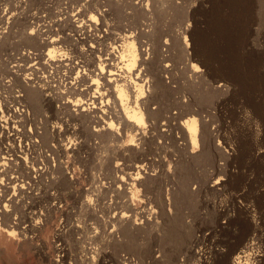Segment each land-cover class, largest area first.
<instances>
[{"label": "rangeland", "instance_id": "obj_1", "mask_svg": "<svg viewBox=\"0 0 264 264\" xmlns=\"http://www.w3.org/2000/svg\"><path fill=\"white\" fill-rule=\"evenodd\" d=\"M139 1L0 0V105L29 80L49 99L37 111L25 102L28 120L0 122V231L17 239L0 237V264H230L242 250V264H264V0ZM92 14L106 35L98 45L77 26ZM28 21L68 39L70 68H27L39 59L25 54L40 52ZM128 32L144 43L137 69L99 78L77 66L92 42L110 61ZM94 78L104 95L88 88ZM135 81L150 100L139 105L143 142L116 90L135 108ZM191 116L195 146L182 124ZM13 141L35 143L36 163H19ZM149 158L152 174L133 184Z\"/></svg>", "mask_w": 264, "mask_h": 264}, {"label": "bare ground", "instance_id": "obj_2", "mask_svg": "<svg viewBox=\"0 0 264 264\" xmlns=\"http://www.w3.org/2000/svg\"><path fill=\"white\" fill-rule=\"evenodd\" d=\"M95 1V0H94ZM109 1H111V0H109ZM113 1V0H112ZM140 3H138L139 5H137L138 7H140L141 8V6H142V4H143V2L140 0L139 1ZM142 2V3H141ZM89 3V2H88ZM92 3V2H91ZM99 3V2H98ZM101 3V2H100ZM115 5L116 4H119V1H117V2H113ZM112 3V4H113ZM91 5V4H90ZM95 7V6H94ZM79 10L80 11H82V9L81 8H79ZM79 11V12H80ZM85 11V10H84ZM83 11V12H84ZM68 12V11H67ZM61 13V12H60ZM76 13V12H75ZM81 13V14H80ZM79 14L80 15H83L82 14V12H80ZM67 14V13H66ZM77 14H78V12H77ZM90 16V15H89ZM88 16V17H89ZM75 18V17H74ZM80 20H81V18H79ZM78 18H76V19H74V20H76L77 22H79L80 20H79ZM85 19V18H84ZM83 19V20H84ZM40 20V19H39ZM71 20V19H70ZM69 20V21H70ZM63 21V20H62ZM39 22V21H38ZM41 22V21H40ZM28 24V26L30 25V28H31V30H30V34H32V35H35L36 36V38L39 40V48H40V52H37V53H33V52H29V53H26L25 54V60L27 61V62H31V61H33V59H39V61L38 62H33L32 64H30L29 65V67H27L28 69H34L35 68V65L36 64H38V63H40L41 61L40 60H45V62H41V63H43L46 67H57V68H70L71 66H72V64H73V57L69 54V53H66L64 50H62V49H60V44L62 43V42H64V40L66 39V41L68 40L65 36H62V35H59L56 31H54L53 29H52V27L51 26H49L48 24H46V23H44V22H42V23H40V24H38V25H36V24H34V23H36V21L34 22V21H28L27 22ZM80 23V22H79ZM55 25H56V23H55ZM57 25H62V23H58ZM64 25V24H63ZM147 25H148V23H147ZM2 26H4V25H2ZM8 26V25H7ZM78 27H79V29H78V31H81L80 33L81 34H79V35H81L82 37H81V39H87L88 40V42L89 41H94L95 43H97V45H98V43L101 41L102 43H103V41L102 40H104V38L102 39V37H104V36H106L105 34H101V32L104 30V29H101V25H100V22L98 21H96V18H95V16H94V14H92L90 17H89V19H87L85 22L83 21L82 23H80V24H78L77 25ZM76 26V27H77ZM144 26V25H143ZM146 26V25H145ZM1 27V26H0ZM9 27V26H8ZM103 27V26H102ZM147 27V26H146ZM7 28V27H6ZM28 28V27H27ZM4 29H5V27H4ZM111 29V28H110ZM142 29H144V28H142ZM77 30V29H76ZM108 30V29H107ZM140 30H141V28H140ZM2 31V30H1ZM77 31V32H78ZM144 31V34H145V29L143 30ZM147 31V30H146ZM2 32H6V31H2ZM1 32V33H2ZM27 32V31H26ZM99 32V33H98ZM107 32V31H106ZM127 32V31H126ZM140 33H142V30L141 31H139ZM138 32V33H139ZM109 33V32H108ZM3 34V33H2ZM1 34V35H2ZM4 35H5V33H4ZM119 35V34H118ZM118 35H117V37H118ZM141 35V34H140ZM109 36V35H108ZM107 36V37H108ZM81 39H79V40H81ZM117 39V38H116ZM117 40H119V44H118V46H117V44H116V46L115 45H113L112 46V49H110V47H109V49H110V51L107 53V55H104V57L105 58H101V61H102V59L104 60V59H106V60H110V61H106L105 63H102V62H100V61H98V57H101V55H99V54H97V56L95 55L96 54V52L97 51H95L94 50V48H95V46L93 45V43L94 42H92L91 44V46H92V48H90V49H87V52H86V54L84 55V57H85V61H82L81 63H80V61L79 62H77V66H81V67H85V68H89L90 69V71H92V72H95L96 73V75H99V78H103L104 77V73L107 71V72H109V75H115V74H117V72H116V68H118V67H123V68H126V69H128L129 71H132V70H134V69H137V66H138V64H141L142 63V61H141V59L139 58V55H143V54H145V49H143L142 48V46L144 45V43H140L139 45V47H136L137 45H135V41H133V35H131V34H129V32L128 33H124L123 35H120L119 37H118V39ZM81 43V42H80ZM94 43V44H95ZM84 44H85V41H84ZM104 44H105V42H104ZM108 44V43H107ZM115 44V43H114ZM102 45V44H101ZM110 45V44H109ZM115 46V47H114ZM89 47V46H88ZM104 47V46H103ZM108 47V46H107ZM119 47V48H118ZM43 48H47L48 49V51L46 52V53H44V49ZM79 48V47H78ZM84 48V47H83ZM87 48V47H86ZM97 49H98V47H96ZM105 48V47H104ZM148 49H150V47H148ZM39 50V49H38ZM60 50H62V51H64V52H61ZM80 50V49H79ZM100 50V49H99ZM106 50V49H105ZM104 50V51H105ZM108 50V49H107ZM81 51H82V49H81ZM84 51V50H83ZM116 51V52H115ZM102 53H104L103 52V50H102ZM105 53V54H106ZM112 54H113V56H112ZM36 55H39V56H36ZM83 55V54H82ZM102 56H103V54H102ZM115 59L117 62L114 64V60L112 61V59ZM100 59V58H99ZM83 60V59H82ZM105 61V60H104ZM92 62V63H91ZM40 63V64H41ZM39 65V64H38ZM41 66V65H40ZM45 66H42V67H44V68H46ZM18 68L19 67V64H14L13 65V68ZM19 69H20V67H19ZM66 69V70H67ZM95 69H97V70H95ZM57 70V69H56ZM14 71H17V69L16 70H14ZM112 76H108V75H106L105 76V78H107V80L108 81H112V80H114L115 78L114 77H112ZM26 80V79H25ZM29 80V79H28ZM94 81L95 80H97L98 81V78H94L93 79ZM92 82V84H90L89 85V87L88 88H91L92 87V85H95V88H94V90H95V92H98L99 93V95H104V92H100L99 91V81L98 82ZM24 82V81H23ZM26 82V83H25ZM24 83H22L26 88H27V92L25 93V94H23V97H21L22 96V94H20V95H17V96H14V100H13V104H10V103H8V102H2L3 104V106L1 107V105H0V122L1 121H5L6 122V124H7V126H10L11 127V125L9 124L8 125V122L10 121V118H15L16 119V117H20L21 119H23V121H25V120H28L29 119V116L25 113V109L22 107V106H25V104L28 102L30 105H31V108H33V111H37V110H39L38 108H40L39 107V104H43L45 101H49V99L45 96V94H44V92H42V91H40V90H37V89H35V88H33V87H29L30 85H29V83H30V80H29V83H27L28 81H25ZM87 88V89H88ZM116 90L118 91V94H119V96H120V98H121V100H122V104L124 105V110H125V117H126V126H130V127H133L134 129H138L139 131L137 132V135H138V137H137V139L138 140H140V142H143V140H144V136H145V134L143 133L145 130H143V129H141V124H142V122H143V117H142V115L144 114V112L140 109V103L141 104H144V106H145V104L148 102V101H150V100H148V98H146L143 94H142V89H141V86H139V83L137 82V81H135V83H134V91L136 92L135 94V97H134V103H135V108H137V109H139V111L138 110H133V109H135L134 107H132V108H130V107H128V106H125V104L123 103V100H124V93H123V89L122 88H119V86L116 88ZM1 94V93H0ZM93 97H99V96H93ZM13 98V97H12ZM1 100V99H0ZM6 101H8V100H6ZM26 102V103H25ZM84 103V102H83ZM77 104H80V103H75V105H77ZM148 105V104H147ZM146 105V106H147ZM86 111V108H83L80 112H85ZM79 112V113H80ZM188 113H191V111L190 112H188ZM18 121V120H17ZM22 120L20 121L21 123L23 122ZM12 122V121H11ZM19 122V123H20ZM17 123V122H16ZM20 123V124H21ZM23 123H25V122H23ZM6 124H4V125H6ZM185 127L184 128H186L187 129V131L190 133V138H191V140H192V143L194 144V146H195V144L197 143V139H196V133H197V130H198V123H197V120H196V118L194 117V116H191V117H189V118H187L186 120H184L183 121V123H182ZM4 125L2 124H0V127H1V131L4 133V131L6 130V128L7 127H4ZM14 124L12 123V126H13ZM17 125V124H16ZM15 125V126H16ZM19 126V125H18ZM23 126V125H22ZM21 126V127H22ZM24 126H26V123L24 124ZM4 128H5V130H4ZM14 128V127H13ZM25 128V127H24ZM24 128H22V129H24ZM34 129V128H33ZM38 129V128H37ZM8 130V129H7ZM15 130H16V128H15ZM15 130H12V131H15ZM18 130V129H17ZM25 130V129H24ZM23 130V131H24ZM10 131V130H9ZM9 131H6V133L7 132H9ZM16 132H20V131H16ZM31 132H33V134L34 135H36V134H38V132L35 130V131H31ZM2 133V134H3ZM12 133V132H11ZM14 133V132H13ZM12 133V134H13ZM8 134V133H7ZM14 134H16V133H14ZM21 134H23V137L26 135V136H28V137H32L33 136V134L31 135H28L25 131H24V133H21ZM9 135H11V134H8V136ZM40 135V134H39ZM5 136V135H4ZM8 136H6V138H8ZM26 136L24 137V138H26ZM14 137V136H13ZM34 137V136H33ZM206 137V136H205ZM12 139V138H11ZM24 140V139H23ZM205 140V139H204ZM14 142V141H13ZM21 142V141H20ZM140 142H138V143H140ZM134 145H136L137 143L135 142V141H133L132 142ZM14 144H15V142H14ZM28 145V144H27ZM10 146V145H9ZM8 146V147H9ZM15 146H16V144H15ZM14 146V147H15ZM19 146V145H18ZM34 146H35V143L33 144V142L32 143H30L29 144V146L28 147H26V145H25V143L22 145H20V147L18 148L17 146V150L18 151H16L17 153L19 152V155H18V157H17V155L15 156V158L17 157V159H18V162L20 163V162H22L21 164L23 165L24 163L23 162H25V164L27 163V162H33V163H36V157L34 156V155H32L31 157H29L28 155H29V152H31V153H33L32 151V149L34 148ZM7 147V148H8ZM12 148H13V145H12V147H9L8 148V150L7 151H11L12 150ZM15 150H16V148H15ZM29 151V152H28ZM205 153V152H204ZM203 154V153H202ZM201 154V155H202ZM198 155V154H197ZM200 155V154H199ZM5 156V155H4ZM14 157V156H13ZM28 157L30 158V159H28ZM1 158V157H0ZM3 158H5L6 159V157H3ZM14 159V158H13ZM16 160V159H15ZM14 160V161H15ZM20 160V161H19ZM24 160V161H23ZM28 160V161H27ZM30 160V161H29ZM13 161V162H14ZM151 161H152V159L151 158H149V160L147 161V162H144V163H142V164H138V165H136L135 167H136V171H134V172H132V173H134V175H133V179H134V182H133V184H135V181H139V180H143L145 177H147L151 172L149 171V168H150V166L148 165V163H151ZM11 164H14V163H12V162H10ZM5 163H3L2 165H4ZM18 164V163H17ZM30 164V163H29ZM27 165V164H26ZM25 165V166H26ZM32 165V164H31ZM35 165V164H34ZM34 165L32 166V168L30 167V166H28V167H30V169L31 170H33L34 171V173L36 174V178H41V176L43 175V173H44V171H46V170H44V171H42L40 168H37V167H34ZM12 166V165H11ZM14 166H16V164L14 165ZM28 167L26 166V168L28 169ZM20 168V167H19ZM23 168L25 169V167L23 166ZM22 168V169H23ZM49 168V167H48ZM42 169H43V167H42ZM21 170V169H20ZM27 171H29V170H27ZM27 174H29L28 172H27ZM45 174V173H44ZM152 174V173H151ZM150 174V175H151ZM29 175H32V172H31V174H29ZM12 177H10V179H11ZM16 178V177H15ZM19 179V178H18ZM14 180V179H13ZM10 181V180H9ZM12 181V180H11ZM14 182V181H13ZM16 182V181H15ZM9 183V182H8ZM7 183V184H8ZM21 185V184H20ZM22 185H24V184H22ZM21 185V187H23ZM20 187V188H21ZM24 189H25V187H24ZM147 200H149L150 201V198L149 197H147ZM5 210L7 211V208L5 207ZM149 210H150V215H151V213L152 212H154V211H152V205H151V203H150V205H149ZM35 222H36V220H35ZM35 222H34V226L36 225L35 224ZM37 223V222H36ZM31 224V223H30ZM32 227H33V225H31ZM4 235V236H1L2 234ZM0 237H4L3 239H5L4 241H3V243H6L7 241H9V240H13L14 241V239H16V237L14 236V234L11 232V231H0ZM1 239V238H0ZM17 240V239H16ZM15 242V241H14ZM7 244V243H6ZM246 248H248V246H246ZM245 250H242V251H240L238 254H237V256L235 257V259L232 261V263H230V264H242V259H243V257L246 255L245 254Z\"/></svg>", "mask_w": 264, "mask_h": 264}]
</instances>
